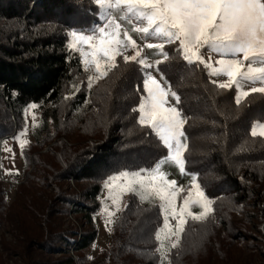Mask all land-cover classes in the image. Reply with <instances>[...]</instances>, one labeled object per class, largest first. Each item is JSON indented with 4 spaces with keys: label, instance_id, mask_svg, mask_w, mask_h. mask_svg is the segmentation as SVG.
Listing matches in <instances>:
<instances>
[{
    "label": "trees",
    "instance_id": "16d2710c",
    "mask_svg": "<svg viewBox=\"0 0 264 264\" xmlns=\"http://www.w3.org/2000/svg\"><path fill=\"white\" fill-rule=\"evenodd\" d=\"M77 3L82 5L79 14ZM88 4L89 0H0V143L25 127L32 103L41 111L44 134L25 146L27 171L12 202L0 178V225L5 220L15 225L18 235L8 250L25 264H108L109 260L160 264L161 254L152 252L158 246L156 230L163 223L159 204H145L132 193L114 225L110 246L95 259L86 255L98 235L96 213L105 179L123 170L152 167L162 154L155 137L137 123L138 113L132 111L139 103L135 86L141 83L136 66L113 69L105 90L89 98L79 92L64 99L67 87L83 75L79 59L66 47V34L92 20L82 15ZM166 75L189 117L186 170L198 173L197 182L207 196L217 198L213 208L229 196L239 206L254 197L253 211L246 216L257 228L259 221L264 223V185H260L264 137L251 136V129L258 120L264 121V96L253 93L237 106L235 90L216 89L202 68L189 69L179 59L167 66ZM87 99L83 127L75 129L74 122L64 130L63 124H71L73 111ZM53 119L57 128L51 132ZM86 123L92 129L81 132ZM72 136L77 141L66 139ZM69 211L89 228L81 224V229L65 228ZM255 235L241 226L238 238ZM56 253L61 255L55 257Z\"/></svg>",
    "mask_w": 264,
    "mask_h": 264
},
{
    "label": "snow or ice",
    "instance_id": "6c2138e0",
    "mask_svg": "<svg viewBox=\"0 0 264 264\" xmlns=\"http://www.w3.org/2000/svg\"><path fill=\"white\" fill-rule=\"evenodd\" d=\"M74 6L79 14L82 5ZM82 15L92 20L86 19L84 24L67 32L66 47L79 55L82 70L90 73L89 91L94 81L107 77L113 69L119 70L121 65H134L139 71L141 83L135 86L139 103L132 111L138 113L137 123L155 137L162 154L152 167L109 175L104 187L108 189L107 199L117 210L125 193L142 200L145 194L159 199L163 223L156 230L155 239L164 260L163 240L175 235L177 240L171 248H176L185 232L187 218L208 220L217 199L207 196L202 184L197 182L198 173L186 170L185 125L189 117L181 106V95L166 75V68L177 59L189 69L202 68L208 83L216 89L235 90L233 99L237 106L253 93L264 96V0H89ZM132 33L137 35L136 39ZM29 108L35 122L34 110L38 105L32 103ZM256 123L261 129L259 135L264 137V123L259 120ZM27 125L26 111L25 127L14 137L22 154L29 143L22 139L27 134ZM257 134L253 126L251 136ZM5 151L15 156L12 149ZM169 162L178 168L181 177L190 176L187 189L161 170ZM4 171L7 175H19L18 169ZM185 191L187 194L178 207V197ZM193 207L201 211L193 212ZM102 210L107 228L114 222L115 213L107 207ZM170 218L177 221L175 232Z\"/></svg>",
    "mask_w": 264,
    "mask_h": 264
},
{
    "label": "rangeland",
    "instance_id": "374dc122",
    "mask_svg": "<svg viewBox=\"0 0 264 264\" xmlns=\"http://www.w3.org/2000/svg\"><path fill=\"white\" fill-rule=\"evenodd\" d=\"M132 35L134 39L137 38L135 33H132ZM118 61H120V59H118ZM88 75L89 73L83 71V75L79 77L78 81L67 87L64 99H66V97L67 99H72V97L79 92L85 93V95L89 98V96L94 94L96 91L105 90V81L110 75V72L107 77L98 81H94L90 91L87 88ZM157 78L159 79V76H157ZM169 99L171 100L172 98L169 97ZM88 103L89 100L87 99V102L84 106H82L80 109H77L76 112L73 111V120L71 124L69 123L68 125H65L67 129H65L66 127L63 124L64 130L68 131L74 122L75 125L73 127L75 129L76 127L78 128V126L83 127L80 121L82 119L83 112L88 106ZM26 111L28 116V131L27 134L22 137V139H27L29 141L27 145H29L34 143L37 139H41L44 134L40 132L41 111L38 109L34 110L37 117L35 122L31 119L33 110L28 107ZM261 122L264 123V121ZM86 126L87 129L82 128L80 129L81 132H90L92 129L91 125L86 123ZM253 126H256L257 133L259 135V131L261 130L259 124L255 122ZM49 127L51 132L55 131L57 128V121H55V119L50 120ZM23 129H21L18 133H20ZM18 133L4 139L0 143V165H2V169H0V178L3 182V187L7 191L9 202H12L15 199L16 186H18L25 178V173L27 171V161L24 155L21 153L18 141L14 139ZM67 138L71 141H77V137L74 136L71 138L66 137V139ZM5 148L12 149V151L15 153V156L13 157L11 152L5 151ZM46 150L47 147L43 149V152H46ZM6 169H12L13 172L18 169L19 175H7L4 171ZM161 170L167 171L170 174V179H176L179 183L183 184L186 189L188 186H190V176L181 177L178 168L170 162L168 164L162 165ZM69 185H75V182L70 181ZM260 185L262 187L264 182L261 181ZM119 191L120 190L117 189V194H119ZM128 194L129 193H125L119 200V210H117L116 205L107 199L108 189L105 187L103 188V191L99 197L102 205L96 213L95 224L98 229V235L92 246L86 251L88 258H97L101 250L108 248L112 243L113 228L126 204ZM186 194L187 192L185 191L179 195L177 200L178 207L180 204H182L183 198ZM232 197L233 196L227 197L228 199L226 198L220 207L214 208V212H212L209 219L204 222L194 221L190 217L187 218L188 223L185 225V232L180 235L179 244L176 248H171V244L177 240L175 235H169L168 239L163 240L165 245V259L161 260L160 264H167V259L169 260V264H264V223L259 221L257 228H255V224L248 222L246 216L247 212L253 211L251 206L253 205L255 198L252 197L251 199H246L239 206L234 202L235 199ZM140 200L143 203L150 205H160L161 203L158 198L147 194H145V198L143 200ZM105 207H107L110 212L115 213L114 217L112 218L114 222L109 224L107 228L105 226L106 214L102 210ZM191 210L196 213L201 211V209L196 207H193ZM257 220L258 218H256V221ZM176 223L177 221L175 219L170 218V224L172 225L173 232L176 231ZM79 224L83 225L84 229L89 228L88 226H84L82 221L69 211L66 216L64 227H74L81 229L82 227H80ZM241 226L249 228V231L254 232L256 235L249 236L251 239L238 238L239 229ZM15 234L18 235L16 227L10 221L5 220L0 225V259L2 264H25L23 258L20 255L8 250V248L15 244ZM161 235L163 238V234ZM157 248L158 246L152 252L156 254L160 253L157 251ZM60 255V253H56L55 257H59ZM108 264H112L111 260H109Z\"/></svg>",
    "mask_w": 264,
    "mask_h": 264
},
{
    "label": "built area",
    "instance_id": "2783aa9c",
    "mask_svg": "<svg viewBox=\"0 0 264 264\" xmlns=\"http://www.w3.org/2000/svg\"><path fill=\"white\" fill-rule=\"evenodd\" d=\"M128 54L131 55V54H132L131 51H129ZM74 56L77 57V58L79 59V55H78L77 53H75ZM117 59H120V58L118 57ZM79 61H80V59H79ZM89 74H90V73H89ZM75 112H76V110H75Z\"/></svg>",
    "mask_w": 264,
    "mask_h": 264
}]
</instances>
